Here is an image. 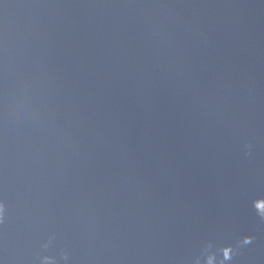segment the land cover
<instances>
[{
	"label": "water",
	"instance_id": "obj_1",
	"mask_svg": "<svg viewBox=\"0 0 264 264\" xmlns=\"http://www.w3.org/2000/svg\"><path fill=\"white\" fill-rule=\"evenodd\" d=\"M0 264H264V0H0Z\"/></svg>",
	"mask_w": 264,
	"mask_h": 264
},
{
	"label": "snow or ice",
	"instance_id": "obj_2",
	"mask_svg": "<svg viewBox=\"0 0 264 264\" xmlns=\"http://www.w3.org/2000/svg\"><path fill=\"white\" fill-rule=\"evenodd\" d=\"M3 206L0 205V221H2Z\"/></svg>",
	"mask_w": 264,
	"mask_h": 264
}]
</instances>
